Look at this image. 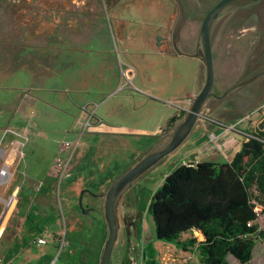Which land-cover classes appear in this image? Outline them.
Wrapping results in <instances>:
<instances>
[{
    "label": "rangeland",
    "instance_id": "374dc122",
    "mask_svg": "<svg viewBox=\"0 0 264 264\" xmlns=\"http://www.w3.org/2000/svg\"><path fill=\"white\" fill-rule=\"evenodd\" d=\"M218 2L0 0V156L15 140L21 160L12 170L18 167L24 174L43 175L58 155L50 175L58 181L53 205L59 215L53 216L55 224L40 225L35 210L14 212L13 197L8 199L10 207L0 226L3 264H100L108 237L105 198L84 197L83 192L86 187L106 192L157 142L145 132L163 121L166 105L180 107L197 80L203 86L205 63L195 44L206 14ZM222 26L213 33L216 95L249 74L248 63H255L260 54L251 35ZM180 35L175 46L171 39L178 41ZM54 73L58 77L53 78ZM247 91L227 101L210 100L186 141L122 194L116 207L119 234L111 264H146L149 244L158 264L198 262L195 248L184 252L174 243L156 239L149 205L165 177L180 164L195 163V149L213 139L204 130L211 120H232L225 123L231 127L250 115L238 127L246 125L251 133L264 124L261 98L238 101V94ZM78 93L87 100L75 107L72 98ZM179 116L178 121L184 114ZM213 162L222 161L215 157ZM3 170L7 174L0 194L10 179L9 169ZM70 179L74 209L68 213L65 190ZM81 196L83 211L78 205ZM5 208L6 203L1 204L0 220ZM24 214L27 231L10 252L15 257L10 263L3 257L1 231L9 221L14 229L18 227ZM259 225L264 232V214ZM39 237L47 244L39 246ZM192 237L202 236L193 230L181 239ZM228 261L241 264L233 256ZM248 264H264V240L257 241Z\"/></svg>",
    "mask_w": 264,
    "mask_h": 264
},
{
    "label": "trees",
    "instance_id": "16d2710c",
    "mask_svg": "<svg viewBox=\"0 0 264 264\" xmlns=\"http://www.w3.org/2000/svg\"><path fill=\"white\" fill-rule=\"evenodd\" d=\"M179 118L171 117L164 130ZM259 206H264V124L230 162L177 166L153 194L149 212L157 240L174 243L184 252L197 250L198 262L187 264H229V256L248 264L257 241L264 240L259 225L264 209ZM193 230L202 241L181 239ZM145 255L146 264H158L151 244Z\"/></svg>",
    "mask_w": 264,
    "mask_h": 264
},
{
    "label": "crops",
    "instance_id": "0c3cea01",
    "mask_svg": "<svg viewBox=\"0 0 264 264\" xmlns=\"http://www.w3.org/2000/svg\"><path fill=\"white\" fill-rule=\"evenodd\" d=\"M182 55V54H181ZM67 73L66 70L60 73L63 76ZM59 74V75H60ZM57 76L55 73L52 76L55 78ZM51 77V78H52ZM58 77V76H57ZM193 91L187 93L186 95V103L179 104L180 107H173L172 105L168 106L167 110L164 114V119L161 123H159L154 130H149L145 133H150L151 137H155L158 139L159 136L163 133L164 128L166 127L169 119L174 115H179V112L186 111L190 106L193 99L198 95L200 90L202 89L201 81L197 80L195 86L192 87ZM146 96V95H145ZM149 98H154L151 96H147ZM74 106H82L85 100H87L84 95L78 93L74 98ZM262 102H258V105ZM22 104H19V108ZM230 107V106H229ZM18 108V109H19ZM213 123H210L207 127L204 128L205 131H209V137L215 136V139L209 140L204 144L200 145L198 148L195 149V163L198 162H213L215 157H218L219 161L222 162H213V163H227L230 162L234 155L240 150L242 143L247 139L245 136H249L251 131L247 129V126L239 128L238 126L236 129H232L230 126H225L227 122H234L232 120H211ZM229 125V124H228ZM233 125V124H231ZM0 162H2V166L0 168V184L1 181V170L2 168L7 167L9 169L10 179L8 183L2 185V191L0 194V210L1 204L6 203L5 213L3 214L0 220V226L5 219L6 212L10 207V203L6 202L8 199L10 200L13 197V204L12 208L13 211H23L31 212L33 210L36 211L34 216H36L37 222L40 223H48V224H55L53 221V216H58V210L54 208V200L57 194L56 188L58 186V181L55 176L50 175V169L55 161V156L53 160L49 163L48 167L44 171L43 175H37L35 173H22L19 168L12 170V166H16L20 163L21 155H20V147L18 146L15 140H10L5 149L1 151ZM11 167V169H10ZM41 176V177H40ZM4 177V176H3ZM2 177V178H3ZM57 181V182H56ZM13 185V191H11ZM67 189L65 190L66 194V211L68 213L73 211V203L72 198L69 197V193L73 191V185L71 183V179L66 183ZM86 192H84V197L91 196L95 199H99L105 192L96 191L93 187H86ZM69 191V192H68ZM93 191L97 197L91 194ZM61 194V191L58 194ZM79 201V200H78ZM59 206V205H58ZM60 207V206H59ZM62 208V207H61ZM66 213V215H68ZM25 215V214H24ZM4 217V218H3ZM12 217V216H11ZM27 216H22L19 218L20 225L18 227L13 228L12 223H7L5 228L1 231V243H2V253L3 257L10 258V263L15 260V257L10 255V252L13 249H16L19 246V243L24 240V236L26 233V229H23V224L26 222ZM59 219H57V222ZM202 236V235H201ZM41 238V237H39ZM199 241L203 240V237L198 238ZM0 264H3L0 260ZM186 264V263H185Z\"/></svg>",
    "mask_w": 264,
    "mask_h": 264
},
{
    "label": "water",
    "instance_id": "95a60500",
    "mask_svg": "<svg viewBox=\"0 0 264 264\" xmlns=\"http://www.w3.org/2000/svg\"><path fill=\"white\" fill-rule=\"evenodd\" d=\"M258 1L261 0H220L205 16L198 38L199 48L205 63V82L198 95L193 99L190 106L185 111L183 118L170 128L165 129L153 147L102 195L105 198L104 218L108 228V237L100 258V264H111L112 254L119 234L116 207L122 194L140 177L146 174L164 158L174 153L186 141L199 120L203 117L204 107L210 100H224L231 93L264 76V72L259 73L236 84L221 95H216L214 93L215 70L212 44L214 27L216 23L230 11ZM93 196L97 197L98 195L93 194ZM78 205L82 211L85 209L82 196L79 198Z\"/></svg>",
    "mask_w": 264,
    "mask_h": 264
},
{
    "label": "flooded vegetation",
    "instance_id": "af4514ba",
    "mask_svg": "<svg viewBox=\"0 0 264 264\" xmlns=\"http://www.w3.org/2000/svg\"><path fill=\"white\" fill-rule=\"evenodd\" d=\"M219 25H223L222 27L225 28L226 31L233 29L236 31L241 30L245 34L248 33L249 35L253 37V45L258 46V48L260 49V54L256 62L248 63L247 65V67L250 69L249 74H247L244 78H242L241 80L233 84L231 87L235 86L236 84L252 76H255L259 73L264 72V0L258 1L248 6L235 9L233 11H230L216 23L213 33L215 32L216 28ZM173 38L174 37H172L171 40L175 44V46L177 42L179 41L181 42V35L180 37H178V41L177 39L175 41ZM6 41H8L11 44L10 40L6 39ZM12 43H15V42H12ZM197 43L195 44V49L197 50V52H201L199 48L200 45H199L198 40H197ZM212 44H213V36H212ZM188 47H189V44L185 42L183 48L186 50ZM215 85H216V82H215ZM231 87H229L228 89H230ZM246 88H248V91L243 96L238 94L237 96L238 101L247 102V101H252L255 98H261L259 102L264 101V76L260 78L259 80L231 93L228 97L224 99V101L229 100L230 98L233 97L232 96L233 94L240 92L241 90H244ZM233 104L235 105V103Z\"/></svg>",
    "mask_w": 264,
    "mask_h": 264
},
{
    "label": "built area",
    "instance_id": "2783aa9c",
    "mask_svg": "<svg viewBox=\"0 0 264 264\" xmlns=\"http://www.w3.org/2000/svg\"><path fill=\"white\" fill-rule=\"evenodd\" d=\"M93 116V114H91V117ZM250 118V115H248V116H245V117H243L241 120H239L238 122H237V124H235L234 126H232L231 128L232 129H236V127L239 125V124H242V122L244 121V120H248ZM215 139V136L213 135V140ZM6 170H3L2 172H1V175L2 176H5V172ZM6 174H7V172H6ZM59 180H62V177L60 176L59 177ZM37 244L39 245V246H41V245H45V244H47V240L46 239H44V238H38L37 239Z\"/></svg>",
    "mask_w": 264,
    "mask_h": 264
},
{
    "label": "bare ground",
    "instance_id": "6f19581e",
    "mask_svg": "<svg viewBox=\"0 0 264 264\" xmlns=\"http://www.w3.org/2000/svg\"><path fill=\"white\" fill-rule=\"evenodd\" d=\"M4 173H5V176H6V171H5ZM2 177H3V176H2ZM2 177H1V181L5 179V177H3V178H2Z\"/></svg>",
    "mask_w": 264,
    "mask_h": 264
}]
</instances>
